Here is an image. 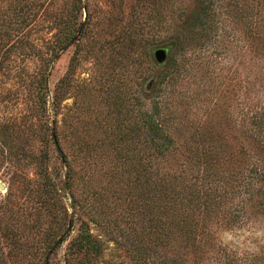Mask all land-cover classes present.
<instances>
[{
	"label": "trees",
	"instance_id": "16d2710c",
	"mask_svg": "<svg viewBox=\"0 0 264 264\" xmlns=\"http://www.w3.org/2000/svg\"><path fill=\"white\" fill-rule=\"evenodd\" d=\"M176 1L138 0L133 21L110 50L114 53L111 64L120 74H128L134 65L143 67V88L139 93L133 87L126 90V98L114 95L113 89L104 93L106 120L112 124L97 121L92 124L94 130L87 128L82 136L77 123L72 126L63 115L61 128H72V141L57 124L54 129L45 127L48 75L54 59L87 38L90 18L81 20L87 5L83 0H61L56 8L60 0H0V108L10 101L12 88L6 85L12 82L32 98L35 105L30 113L40 120L37 127L26 117L23 125L27 124L22 126L16 118L0 115V159L27 158L40 177L35 188L27 182V190L23 187L27 207L33 211L28 220L21 210L0 204V264H62L57 257L66 242L63 264H97L109 241L123 248L136 264H264L256 257H237L218 234L264 217V107L251 117L250 126L244 121L240 133L246 146L236 148L207 128L206 120H182L178 115L182 100L166 93L178 79L166 83L161 79L156 90L145 92L150 48L168 29L166 13ZM195 4L194 12L183 23L174 24L169 35L176 42L175 53L185 45L211 51L225 37L226 25L235 24L258 44L264 59V0H196ZM118 25L119 20L113 19L108 32ZM44 29L53 38L47 45L49 57L33 41V34ZM136 39L138 49L134 50ZM92 45H84L86 53L96 49ZM26 57L39 60L36 74L20 66ZM184 60L191 62L187 56ZM79 61L77 55L71 59L54 89L51 109L56 118L62 115ZM198 64L205 63L196 60ZM182 73L187 69L177 78ZM110 127L115 144L107 136ZM100 129L103 134L97 138ZM92 140L99 141V146ZM126 141L127 146H118ZM30 142L38 145L37 154L26 152ZM51 151L65 168L62 182L48 173ZM77 167L84 175H78ZM91 224L101 235L92 232Z\"/></svg>",
	"mask_w": 264,
	"mask_h": 264
},
{
	"label": "rangeland",
	"instance_id": "374dc122",
	"mask_svg": "<svg viewBox=\"0 0 264 264\" xmlns=\"http://www.w3.org/2000/svg\"><path fill=\"white\" fill-rule=\"evenodd\" d=\"M195 1L177 0L173 10L172 7H169L166 17H170L166 25L168 29L165 31L170 33L164 34L165 31H163L161 39H159L160 42L150 48L152 62L149 68L146 67L149 75L145 83V92L149 94L156 90L161 79H164L165 83L169 79H178V84L173 81L171 88L170 86L167 87L166 93L182 100L178 106V115L182 120L188 119L192 122L206 120L207 128H212L220 133L221 137L226 139L227 146L236 148L246 146L242 143L243 136L240 133L244 127L243 123L244 121L248 124L252 122L251 117L255 116L261 107H264V59H261L258 54V44L244 33L242 27L235 24L226 25L225 37L211 51L194 49L193 46H191L193 48H188L185 45L182 47L183 51L178 48L175 53L177 45L169 35L174 33V24L183 23L184 17L194 12ZM83 2L87 6L86 10L82 11L81 20L84 22L87 16L90 18L89 29L86 33L87 38L83 40L82 44L79 43V47L73 45L52 62L48 75V111L44 118L45 127L54 129L56 124L57 127L61 128V119L65 115L69 124L72 123L73 126L75 122L77 123V129L81 131L80 136L84 134L87 128H91L92 132L94 130L92 124L97 121L103 126L112 124L111 121L106 120V110L103 103L104 93L113 89L114 95L120 94L126 98L124 96L126 90L133 87L139 93L141 87L143 88L140 77V73L143 75V67L142 69L140 67L135 69L134 65L127 69L128 74H120L119 68L111 64L114 53L110 50L112 49L110 48L111 45L117 46V38L122 30L133 21V9H138V0H83ZM60 4L62 5L61 0L56 8L60 7ZM141 6L143 4L139 5L140 14L143 18V7ZM113 19L119 20V25L109 33L108 24ZM46 20V18L42 20L45 27ZM51 37L52 34L46 29L38 31L36 35L33 34V41H35L37 48L48 57L47 45L53 42ZM162 39L163 41H161ZM136 40L132 47L134 50L138 49L139 40ZM91 43L96 49L86 53L84 45L91 48ZM164 46H169L168 60L164 65H158L153 58V51ZM75 55L79 57L80 61L72 75L66 100L62 105V115L56 118L51 109L52 95L59 80L69 70L70 61ZM185 56L190 58V63L186 64ZM202 56L206 58L204 61L198 59ZM173 57L174 63H172ZM196 60L205 64L196 65ZM101 63L103 64L101 65ZM19 64L25 67L30 74H36L40 67L39 60L33 57L23 58ZM185 65L187 66L185 67ZM186 69L187 73H182V76L177 78L178 73ZM11 84L12 82H9L6 85V87L12 88L8 96L10 101L8 105H3L6 107L0 108V115L14 117L22 126L27 124L24 123L23 125V119L26 117H28L26 120L32 122L34 126L37 123L40 124V120L38 118L36 120L30 113L35 105L32 98L27 96V93L18 85ZM200 123L205 125V122ZM37 127L39 126L37 125ZM61 129H63V134L69 137V140L75 139L71 127L64 126L63 128L62 126ZM114 133V129L111 127L107 131L108 138H111V144H115L116 135ZM102 134L103 130H98L97 138L101 137ZM92 142L98 146L100 144L97 140H92ZM62 144H64L63 141ZM103 145H108V143L103 142ZM127 145V141L118 144V146ZM26 152L37 154L38 145L30 142L26 147ZM22 158L18 155L17 158L10 160L0 159V187L3 188L0 190V204L4 206V209L12 207L15 210H21L23 217L28 220L33 211L27 207L29 203L23 187L27 182L30 188H35L40 177L32 163L27 158L25 160ZM47 169L48 173L59 182L65 179V168L55 151H51V160ZM76 171L79 176L84 175L80 167H77ZM65 203L70 207L69 194L65 197ZM32 208L34 209V204ZM90 227L95 235H101V231L95 225L91 224ZM218 234L222 244L233 251L237 257L248 258L249 260L256 257L264 260V217L251 220L247 224L232 230H221ZM66 249L67 242L58 252L57 260L62 264ZM97 264L136 263L123 248L115 242L109 241L106 243L104 254Z\"/></svg>",
	"mask_w": 264,
	"mask_h": 264
},
{
	"label": "water",
	"instance_id": "95a60500",
	"mask_svg": "<svg viewBox=\"0 0 264 264\" xmlns=\"http://www.w3.org/2000/svg\"><path fill=\"white\" fill-rule=\"evenodd\" d=\"M168 50H169V46H164V47L156 48L153 51V58L155 59L158 65H164L165 63H167ZM0 190H3V188L0 187Z\"/></svg>",
	"mask_w": 264,
	"mask_h": 264
}]
</instances>
